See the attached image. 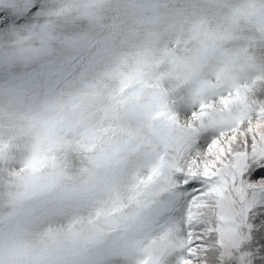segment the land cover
Segmentation results:
<instances>
[{"label": "clouds", "instance_id": "obj_1", "mask_svg": "<svg viewBox=\"0 0 264 264\" xmlns=\"http://www.w3.org/2000/svg\"><path fill=\"white\" fill-rule=\"evenodd\" d=\"M36 2L0 31V264H253L264 0Z\"/></svg>", "mask_w": 264, "mask_h": 264}, {"label": "rangeland", "instance_id": "obj_2", "mask_svg": "<svg viewBox=\"0 0 264 264\" xmlns=\"http://www.w3.org/2000/svg\"><path fill=\"white\" fill-rule=\"evenodd\" d=\"M38 5L36 0H0V31L30 26L33 23V17L39 11L40 6ZM5 7L10 11L4 10ZM215 135L216 133L198 135L194 141V148L196 150L206 149ZM243 178L249 182L264 178V158L248 160L245 164ZM182 179L186 182L180 189V197L187 204L204 190L205 180L201 177L189 176H183ZM249 224L251 225V240L248 247L253 252V264H264V202L257 204L251 210ZM257 229L262 230L261 239L255 236L254 231L256 232Z\"/></svg>", "mask_w": 264, "mask_h": 264}, {"label": "snow or ice", "instance_id": "obj_3", "mask_svg": "<svg viewBox=\"0 0 264 264\" xmlns=\"http://www.w3.org/2000/svg\"><path fill=\"white\" fill-rule=\"evenodd\" d=\"M218 146V142L216 141H212L209 145H208V150L211 151L213 148ZM205 175H208V173H205ZM189 177H198V176H189Z\"/></svg>", "mask_w": 264, "mask_h": 264}, {"label": "bare ground", "instance_id": "obj_4", "mask_svg": "<svg viewBox=\"0 0 264 264\" xmlns=\"http://www.w3.org/2000/svg\"><path fill=\"white\" fill-rule=\"evenodd\" d=\"M39 6V5H38ZM30 10V9H29ZM37 10V9H36ZM32 13H33V11H32ZM34 14H35V12H34ZM28 15V14H27ZM33 15V14H32ZM30 16V15H29ZM262 230L261 229H257V231L255 232L254 231V233H255V236L258 238V239H261L262 238V232H261ZM256 241H257V239H256Z\"/></svg>", "mask_w": 264, "mask_h": 264}]
</instances>
